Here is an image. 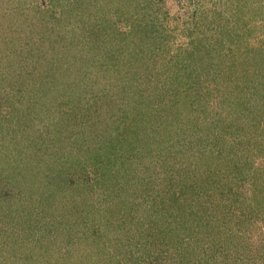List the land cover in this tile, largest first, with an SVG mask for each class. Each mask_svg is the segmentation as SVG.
I'll return each instance as SVG.
<instances>
[{"label":"rangeland","instance_id":"1","mask_svg":"<svg viewBox=\"0 0 264 264\" xmlns=\"http://www.w3.org/2000/svg\"><path fill=\"white\" fill-rule=\"evenodd\" d=\"M0 264H264V0H0Z\"/></svg>","mask_w":264,"mask_h":264}]
</instances>
